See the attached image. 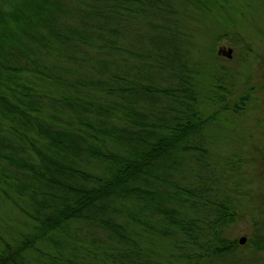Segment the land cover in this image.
<instances>
[{"label":"trees","instance_id":"16d2710c","mask_svg":"<svg viewBox=\"0 0 264 264\" xmlns=\"http://www.w3.org/2000/svg\"><path fill=\"white\" fill-rule=\"evenodd\" d=\"M155 1L0 0V213L17 215L13 227L0 219V264L227 261L228 209L210 184V130L221 116L202 112L205 93L177 59L185 45L166 32L151 37L163 74L176 81L167 90H136L142 84L117 59L124 53L113 55L114 25ZM157 1L165 16L171 6L208 13L210 5L219 25L234 22L228 0ZM236 100L234 108L250 105L246 93ZM2 165L24 174L23 185Z\"/></svg>","mask_w":264,"mask_h":264},{"label":"rangeland","instance_id":"374dc122","mask_svg":"<svg viewBox=\"0 0 264 264\" xmlns=\"http://www.w3.org/2000/svg\"><path fill=\"white\" fill-rule=\"evenodd\" d=\"M228 1L231 5L225 6V10L234 22L222 25L218 24V16L210 5L205 6L208 13H204L190 7L180 11L170 3L169 11L166 9L169 16H165L162 3L157 0L151 8L145 4L136 6L132 16H122V22L113 27L116 30L113 55L124 53L117 59H123L130 66L129 78L132 77L133 81L138 79L142 84L136 90L146 86L167 90L176 81L167 73L163 74V68L154 58L151 37L154 39L166 32L177 46L185 45L177 59L185 66L184 69L189 67L205 93L202 100L207 102L205 106L208 108L201 106L202 112L208 110L209 116H221L219 127L210 130L212 142L217 144L213 146L216 148L213 155L216 166L215 170L211 169L210 184L213 191H222L221 198L214 202L222 200L227 205L222 237L234 247H231L226 262L214 260L204 264H264V0ZM219 48L232 49L231 58L217 57ZM141 76L152 82H143ZM204 77L213 78L216 82H201ZM25 87L34 93L37 89L46 91L30 83ZM220 89L224 90L223 97H226L224 104L212 106L210 103L209 107V98ZM244 93L249 96V107L234 108L236 99ZM93 95L103 97L99 91ZM160 102L161 98L155 99L152 104L155 110ZM2 168L6 176L12 178L8 181L25 182L20 171L4 165ZM10 210L13 216L2 211L0 219L13 227L17 215L12 208ZM4 214L9 218L3 219ZM90 233L94 238L95 234L96 238L104 237L103 231L98 229L92 228ZM242 237L246 242L239 245ZM252 241L258 249L252 246Z\"/></svg>","mask_w":264,"mask_h":264},{"label":"water","instance_id":"95a60500","mask_svg":"<svg viewBox=\"0 0 264 264\" xmlns=\"http://www.w3.org/2000/svg\"><path fill=\"white\" fill-rule=\"evenodd\" d=\"M217 55L221 57H225L227 59H230L232 56V49H225V48H219L217 51ZM246 242V238L242 237L239 239L238 244L244 245Z\"/></svg>","mask_w":264,"mask_h":264}]
</instances>
